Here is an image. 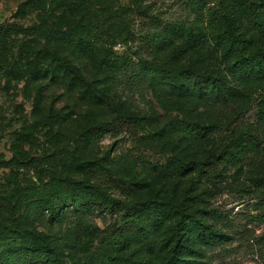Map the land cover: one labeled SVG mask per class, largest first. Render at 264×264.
<instances>
[{
  "label": "rangeland",
  "instance_id": "rangeland-1",
  "mask_svg": "<svg viewBox=\"0 0 264 264\" xmlns=\"http://www.w3.org/2000/svg\"><path fill=\"white\" fill-rule=\"evenodd\" d=\"M215 10L218 0H0V231L49 240L61 252L49 264H102V241L138 216L110 206L70 207L62 223L52 221L39 202L44 185L58 187L60 180L72 179L100 186L121 202L155 197L178 202L209 227L177 236L173 215H165L157 228L142 215V235L111 259L264 264V123L254 103L223 96L240 79L209 27ZM180 26L199 40L179 54L185 41ZM69 31L87 36L98 51L54 36ZM252 41L250 54L264 51V37ZM44 50L64 63L39 61ZM114 56L130 65L119 72L103 64ZM68 65L79 70L80 79ZM162 66L195 67L215 81L217 90L162 71L158 81L140 75L142 67ZM173 87L188 93H175ZM175 121L212 133L192 141L165 129ZM99 126L107 130L92 143L89 131ZM241 139L257 148L237 158ZM175 157L188 168L172 175L152 168ZM25 192L36 196L23 203ZM20 248L22 241L0 236L1 256ZM111 259L104 260L112 264Z\"/></svg>",
  "mask_w": 264,
  "mask_h": 264
},
{
  "label": "trees",
  "instance_id": "trees-1",
  "mask_svg": "<svg viewBox=\"0 0 264 264\" xmlns=\"http://www.w3.org/2000/svg\"><path fill=\"white\" fill-rule=\"evenodd\" d=\"M209 22L216 45L222 50L223 59L234 73L239 75L240 79L235 90L224 89L223 96L233 101L238 98L246 103H254L258 110L257 117L264 123V51H258L255 54L249 53V49L253 45L252 37H264V0L249 3L244 0H218V10L212 12ZM32 32L37 33L35 30ZM178 33L185 39L184 43L177 48L176 52L179 54L184 48L193 47L199 40L197 34L188 31L183 26L178 27ZM54 36L83 50L98 51V48L84 34L69 31L56 32ZM37 59L52 65L64 63V59L54 56L48 50L40 51L37 54ZM103 64H109L119 72L123 70L125 65H130L127 58L120 59L117 56L105 57ZM67 71L73 75V78L80 79V72L75 66L68 65ZM160 71L177 74V81L184 83L198 81L206 90H217L215 81L211 80L208 75L201 74L195 67L180 71L167 69L166 66H162L160 70L142 67L140 75L146 79L158 81ZM172 91L179 94L188 93V89L183 87H173ZM165 129L183 135L192 141H197L201 135L209 136L212 133L211 129L208 133L209 128L195 127L192 124L177 121L170 122ZM106 130L107 128L104 126L93 128L89 131V140L92 143H97ZM157 135L158 133H155L153 138H156ZM256 148L257 145L254 141L241 139L236 145L237 158H242L247 151ZM152 168L162 174L172 175L186 170L188 163L180 157H175L165 165H153ZM44 189L46 193L41 194L42 199L39 201L42 211L49 213L51 220L57 223H62L65 220L63 211L70 207L77 210H89L110 206L125 215L138 216L137 219L126 222L119 230L102 241L100 251L103 255L102 264H110L105 260L111 259L113 252L123 249L128 240L142 235L143 228L138 223V219L142 215H146L148 223L155 228L159 226L165 215H173L177 218L174 231L177 236L180 232L190 228H198L201 231L209 228L197 217L195 212L185 211L178 202L160 197L134 203L121 202L110 197L100 186L72 179L60 180L58 187L46 183ZM35 196V192H25L22 202H28ZM0 236L2 239L22 241V248L9 251L4 256L0 255V264H49L60 258L61 252L56 246L46 238L36 236L31 232L2 229ZM115 261L117 264H127V261L111 259L112 264Z\"/></svg>",
  "mask_w": 264,
  "mask_h": 264
}]
</instances>
